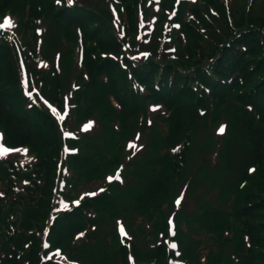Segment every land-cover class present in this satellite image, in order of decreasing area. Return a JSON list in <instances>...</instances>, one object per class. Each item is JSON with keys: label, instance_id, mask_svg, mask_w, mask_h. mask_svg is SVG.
I'll return each instance as SVG.
<instances>
[{"label": "trees", "instance_id": "trees-1", "mask_svg": "<svg viewBox=\"0 0 264 264\" xmlns=\"http://www.w3.org/2000/svg\"><path fill=\"white\" fill-rule=\"evenodd\" d=\"M55 1L0 0V13L9 11L15 15L20 22L22 34L30 33L33 36L31 30L35 25L34 19H42L45 23H55L58 26L59 33L58 35L55 33L53 41L47 42L46 38H42V56L50 59L51 68L46 71L41 67L39 72L34 71V75H40L44 82L43 89L47 87L50 95L55 99L59 90L61 91L63 88V78L67 75L68 77L69 75L74 76L75 72L74 79L79 85L75 91V102H77L75 117L80 119L95 115L102 125L104 122V128L105 122H108L113 128V130L111 129L112 139L108 134L105 141L101 137L100 140L103 144L96 141L100 135L94 138L93 143L91 137L81 138L80 142L86 141L92 144L90 153L84 151L75 161H71L78 180H89L101 176L100 160L88 162L85 159L86 154L93 158L103 156V154L107 156L106 151L114 154L111 152L113 147L121 148L122 139L127 134L124 123L128 119L137 118L139 109H145L143 103L147 98L163 103L166 117H162V120L167 121L171 130L181 133V135L171 136L170 130H168L165 135H161L163 146L172 145L180 136L188 138V130L192 132V128L200 119L198 108L206 112L215 108L216 105L231 103L229 96L232 93V88L235 87H237L235 97L240 102L239 104L251 105L259 114L257 124H264V115L261 114V110H264V94L262 98L256 95L259 89L262 91L261 86L264 83L260 82V78L255 81L250 79V72L246 71L248 62L245 57L241 59V65L236 67L232 66L231 60L226 61V56L223 54L227 49V40H229L232 28H238L240 31L248 29L243 26L244 17H246L243 11L232 10L234 23L230 27L227 23L223 25L221 17L225 15V6L221 1L203 0L198 6H194L192 12L197 23L191 21L184 24L186 28V31H183L185 41L178 39L175 60H171L178 64L166 63L164 66H160L157 61L150 60L148 64L134 69L127 62L133 77L145 84L149 90L147 96H140L132 90L126 71L112 59L102 57V54L114 53L117 55L123 42L111 23V14L106 6L108 5L106 0L99 1L100 5L98 6L95 1H93L94 4L91 1L89 4L74 8H66L63 3L58 4ZM121 3L125 7L124 18L127 24L126 31L129 34L135 30L133 0H121ZM254 9L252 5L249 7L250 14H255ZM237 13L238 15H236ZM218 21H222V26ZM61 28L67 29V31L72 28V42H67V38L61 34ZM77 29L84 41L80 68L74 64L73 43L76 44ZM56 50L61 53L59 68L54 67L51 58ZM61 50L63 51L61 52ZM153 52L152 58L158 57L154 50ZM222 62L226 63L225 70ZM180 64H185L187 68ZM189 70L194 77L188 73ZM103 75H106L105 79ZM241 77L245 80V84L242 86H240ZM159 79V91H155L154 83ZM227 79H230V84ZM198 83L209 89V96H206L205 91L200 90ZM226 83L228 86L224 91L222 85ZM114 124H121V129L118 126V129L115 130ZM0 129L4 133L5 142L10 146L27 145L37 152L41 160L40 166L37 167L39 172L44 173L45 176L44 190L38 195L41 198L39 206L34 207L25 200L21 208L13 209V205L11 206L7 201L0 199L1 243L9 237L7 222L10 213L15 216V221H21V224L28 228L37 225L41 216L45 215L52 193V173L53 166H55L52 158L58 156L60 148V134L48 112L40 108L28 109L26 107L18 83L14 52L4 42L0 43ZM225 154L224 151V156ZM224 156L221 157L224 158ZM155 157L158 156L155 155ZM236 162V165L241 163L238 166L239 174L230 187L233 188L229 194L232 196H228L225 200L223 211L210 212L213 223L219 222V226H214L221 230L217 235L212 233L205 235L207 248H204L202 256L208 264H222L221 256L223 259L225 255L230 256L226 264H264V187H261L259 181L262 179L264 184V143L260 138V131L253 139L252 147L245 152L242 159L239 158ZM156 165L162 166L161 173H163V175L159 174L160 171H158L159 175L156 174V177L158 175L159 192H156L155 195L157 199H160L166 191L169 180L178 174L180 167L172 161L169 155L160 156V159L153 163L152 167L155 169ZM248 165L255 166V172L248 174L246 169ZM213 174L209 173L210 179L216 178V175ZM148 175L149 168L143 173V176ZM152 186L151 182L148 191L152 190ZM234 189L235 193H233ZM168 198L167 194L166 199L168 200ZM155 200L156 197L148 201V205ZM163 202H159L157 205ZM83 206L94 208L99 215L109 213L114 209L113 196H101L92 202L85 201ZM18 212L20 215L16 214ZM156 212L158 215L160 214L159 211H155L153 214ZM153 214L148 216L152 218ZM201 215L202 213L193 219L196 225ZM80 216L81 212L75 211L71 215H65L58 224L64 226L63 229L70 228ZM163 216L164 213L160 215V218ZM63 221L66 222V225H63ZM135 225L141 229L139 224ZM158 225L162 228L165 227L163 220L159 221ZM140 229L139 238L141 241H145L147 237L156 238L151 231L145 232ZM20 241L22 243L25 239L21 237ZM149 242L146 241L144 245ZM194 242V239H188L185 244H190L187 246L189 249L184 251L195 250L196 252L200 245ZM112 246L114 244L111 238L110 242L104 243L103 249L108 253ZM118 249L124 250L126 253L125 248L121 245ZM133 250L137 251L136 248ZM159 251L166 256L163 247H159ZM24 258L25 256L21 258V263L15 262L14 264H22ZM102 264H109V262L103 261Z\"/></svg>", "mask_w": 264, "mask_h": 264}, {"label": "rangeland", "instance_id": "rangeland-1", "mask_svg": "<svg viewBox=\"0 0 264 264\" xmlns=\"http://www.w3.org/2000/svg\"><path fill=\"white\" fill-rule=\"evenodd\" d=\"M92 1L91 3L94 4L93 1L97 3L96 6L100 5L101 0H89ZM100 1V2H99ZM220 1V0H219ZM256 3V4H254ZM121 4V0L113 1L112 7L115 5ZM224 9V17L221 18L223 21V25L227 23L230 27L231 24L233 25L234 19L232 16V10L243 11L245 13V21L243 22V26L248 28L246 31H240L238 28H232L231 35L229 36V40H227V49L224 51L225 60H231L232 66L238 67L241 65V59L243 57L246 58V71L250 72V79L255 81V79L260 78V82L264 83V0H225ZM251 5L255 8V14H250L249 7ZM133 9L135 14V27L139 24V15L141 13H147L145 17V27L144 29H148L149 26L153 25L159 28V25H164L166 21L161 18V15L156 14V17L152 15V10H145L141 8V0H133ZM12 17H17L10 12ZM238 15V13L236 14ZM12 19V18H11ZM18 20V19H17ZM237 20V19H236ZM222 21H218L219 25L222 26ZM12 23L14 24V19H12ZM34 24H39V19L33 20ZM113 24V22L111 21ZM119 28L127 29L126 22L122 21L117 23ZM169 27L172 24L168 25ZM61 34L67 38V42L73 41V33L72 28L70 31L67 29L61 28ZM55 33L58 35L59 29L55 23L45 24V37L47 42L53 41L55 38ZM137 34V30L131 33H127L125 35V41L131 39V37ZM76 44L73 43V49H77V47L84 45V41L80 34L75 35ZM61 40V39H60ZM27 43L30 42V39L26 40ZM64 44V42H62ZM255 46H251V45ZM31 49H35L34 43H30L29 45ZM48 46V43H47ZM251 47V48H250ZM63 50H61L62 52ZM54 55L51 56L53 59ZM235 64V65H234ZM181 66L186 67L184 64H180ZM222 66L224 67L226 63L222 62ZM42 67L44 70H49L51 68L49 63L43 64ZM245 80L241 77L240 86L244 85ZM70 84L68 75L63 78L62 86L64 90H67ZM198 86L201 91H206L208 89L205 85L199 84ZM224 87V91L226 90L228 84L222 85ZM236 88H232V93L229 96V100L232 103L225 104L224 107H219L217 109L218 112V123H225L228 128L227 143H229V148L225 150L224 156V149L222 150V155L224 158L219 160L216 158V161L213 160L212 163L218 168L216 169V178L210 179L209 170H208V163L210 161V155L212 150L209 149L215 143V138L212 140H207L205 135H202L203 127L200 125L201 121L198 120L196 125L192 128L191 136L192 140H187L184 136H180L174 141V143L178 145H183L185 156L182 161V166L180 172L176 175V178H172L169 180V184L166 187V191L162 198L157 199L153 193H145L142 188V185L139 186L135 182V177L137 175V170L142 162V158L153 157L152 154H149L150 145H155L157 141V132L154 129H150L147 133V137L149 141L148 144L132 159L128 160L127 163L122 160L119 155L113 156V159L123 165L127 166V170L132 173L129 185H130V195L132 197L127 198V195L124 194V198L121 196L120 193V201L123 206V211L132 210V204L134 201L132 198L136 199V213L143 217L146 213L144 211L149 210V207L157 206L159 202H163L166 199V195L168 194L170 201L168 202L169 209L174 208V202L181 192L184 191V197L182 204L180 206L181 212H178L180 215H176L174 217V221H172V225L175 226L173 229V234L176 232V240L178 241V248L172 249L167 256L163 255L159 251L160 243L159 239L149 237L147 241H150L149 244L143 245L146 241L142 242L141 245L137 244V238L139 237L138 233L135 234L131 232L134 236L129 235L122 241H119L117 235H112L113 244L111 250L106 253L102 248H100V244L103 245L104 235L107 229V225H112L116 219L117 209L112 210L106 215H103L98 219L97 229L98 230V241L90 240L83 245L80 249L79 259L82 260V264H102L103 261H108L109 264H208L207 260L201 255L196 256L197 254H201L204 252V248H207L206 238L205 235L207 233H212L217 235L221 228H216L214 225L219 226V222L212 221L210 212H219L223 211V207H220L224 201L225 195L227 193L228 187L230 188L232 183L237 178V173L235 171L238 169L240 163L236 165V161L240 158L244 157L246 151H248L252 147V141L260 131V138L264 143V124H257V115L258 113L253 108H245L243 105H240L239 101L235 97ZM262 91L259 89L256 95L259 98H262L264 94V85L261 86ZM223 91V92H224ZM222 92V93H223ZM209 96L208 92H205ZM264 97V96H263ZM261 114L264 115V110H261ZM205 115V114H204ZM202 115V116H204ZM126 132L128 135L125 136L123 144H132V140H129L130 135L135 132L138 128L136 119H128L124 125ZM121 129V124L118 125ZM96 127L89 132L91 137L96 136V133L92 132ZM111 129L113 130L112 126L109 125L108 122H105V130L102 136V139L105 141L107 139L106 135L108 134L111 137ZM167 129L170 130V135H181L179 131H173L169 127ZM145 130V127L142 128ZM165 130V129H164ZM101 137V135H100ZM100 137L96 140L99 141ZM112 139V137H111ZM224 139H221L220 142L222 143ZM140 143L142 144L141 140ZM218 143V142H217ZM117 146L111 149L112 153L121 154L122 151ZM91 156L86 154L85 159L87 160ZM202 158L203 164L201 165L199 159ZM207 159V160H206ZM241 161V160H240ZM196 168V173L193 170ZM201 169V170H200ZM255 170V169H254ZM255 172V171H253ZM213 174V175H215ZM235 174V176H234ZM153 177V176H152ZM151 177L146 179L149 180ZM179 178V179H178ZM178 179V181H176ZM129 180H127L128 182ZM261 182V187H264L262 183V179L259 180ZM85 181L80 179L76 182V189L78 190ZM142 194V195H141ZM144 194V196H143ZM143 196V197H142ZM137 197H142L139 201ZM152 197H156V200L153 201L148 205L146 201H149ZM198 201L201 210L199 212L192 211L193 202ZM128 207L129 209H126ZM210 207V209H208ZM144 210V211H143ZM202 211V215L199 216V222L196 225L195 222L192 220H188L189 218L199 214ZM186 213L185 215H182ZM187 220V221H186ZM147 222L143 221V224ZM179 223V227L175 224ZM153 232L157 230L153 228ZM165 233L172 234L171 229H164ZM120 238V235H119ZM188 239H194V243H198L199 249L195 252L194 251H184L189 249L185 242ZM133 241L134 245H127L128 241ZM115 241V242H114ZM125 243L127 246L126 248L129 249L131 247L136 248L137 245L139 249L137 251L127 252L124 253V250L118 249L120 245H124ZM175 245V243H174ZM176 247V245H175ZM214 247V246H212ZM263 249V248H261ZM164 250V249H163ZM229 255H225L221 262L222 264H226Z\"/></svg>", "mask_w": 264, "mask_h": 264}, {"label": "snow or ice", "instance_id": "snow-or-ice-1", "mask_svg": "<svg viewBox=\"0 0 264 264\" xmlns=\"http://www.w3.org/2000/svg\"><path fill=\"white\" fill-rule=\"evenodd\" d=\"M58 2H59V0H58ZM53 111H55V109H53ZM61 119H63V117H61ZM219 131H220V133L222 134L223 131H224V129L221 128ZM101 191H102V190H101ZM179 203H180V200H177V204H179ZM65 207H67V205H65ZM172 247L175 248V245L173 244Z\"/></svg>", "mask_w": 264, "mask_h": 264}]
</instances>
